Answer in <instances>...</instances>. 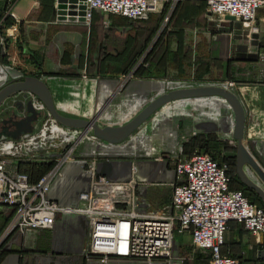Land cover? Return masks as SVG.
I'll use <instances>...</instances> for the list:
<instances>
[{
	"label": "crops",
	"instance_id": "crops-1",
	"mask_svg": "<svg viewBox=\"0 0 264 264\" xmlns=\"http://www.w3.org/2000/svg\"><path fill=\"white\" fill-rule=\"evenodd\" d=\"M55 2H0V90L26 78H36L46 86L60 116L93 120L98 127L104 128L125 125L161 95L177 90L219 87L217 82L222 77L228 82L236 78L235 70L220 71L222 69L211 65L208 72L206 65L196 71L176 69L168 72L167 33L162 35L160 42L156 38L157 24H163L168 17V9L162 8V2L156 12L134 21L93 11L89 22H58ZM159 13L162 14L159 19L152 16ZM210 22L214 24L210 29L215 33L203 35L204 38L196 35L192 40L206 41L210 57H222L234 68L238 64L250 65L252 72L246 76L250 74L260 79L236 83L235 96L245 120L256 122L255 136L263 148L264 8L256 12L253 24L256 32L238 27V22ZM141 53L147 54L140 65ZM259 53L262 55L257 60ZM147 72L149 74H145ZM224 86L225 83L220 87ZM221 100L202 97L172 101L160 107L124 141L109 144L94 137L92 132L84 137L83 131L80 133V130L59 124L43 107L38 111L37 121L31 123L30 131L11 137L16 131L14 123L26 116L27 102L35 107L40 105L31 94L16 93L0 107V157L8 162V174H26V166L46 167L55 163L57 152L52 154L50 150L60 148L63 141L60 136L63 135L66 144L80 136L82 141L75 145L74 155L62 166L50 186L49 199L67 206L73 198L88 190L94 178L118 183L134 181L138 210L165 214L171 202L176 162L188 159L198 149L204 152L202 143L208 137L229 134L233 138L234 114L230 113L229 117L228 111V117L221 121ZM13 152L17 154L9 156ZM38 174L33 170L30 178L35 181ZM11 212V209L0 208V226L10 218L6 227L9 225ZM66 230L73 241L72 248L59 251L55 239L58 232ZM42 239L40 232L20 234L13 231L0 242V264H76L77 258L72 255L82 254L84 244L88 243L89 227L80 216H59L48 255L42 251L46 249ZM186 246L191 247V252L181 254ZM173 249H178L181 255H174L173 250L167 262L157 260L150 264H209V255L197 250L187 233H174ZM261 251L264 252V235L250 234L235 222L229 224L221 249L223 256L239 257L242 264L253 261L264 264V258L259 256Z\"/></svg>",
	"mask_w": 264,
	"mask_h": 264
},
{
	"label": "built area",
	"instance_id": "built-area-1",
	"mask_svg": "<svg viewBox=\"0 0 264 264\" xmlns=\"http://www.w3.org/2000/svg\"><path fill=\"white\" fill-rule=\"evenodd\" d=\"M162 1L83 0L85 20L89 22L93 11L137 20L156 12ZM203 1L208 15L233 17L243 29L257 31L255 15L264 8V0ZM167 21L168 17L164 23ZM233 85L227 82L224 88L230 90ZM36 108L41 110L42 106ZM71 151L35 182L26 174H8V162L0 157V208L13 211L10 229L21 234L51 230L59 216H80L89 227L82 252L85 264L167 262L172 258L175 232L189 234L192 245L207 252L209 264H242L239 257L221 254L229 224L235 222L250 234L264 235V209L250 203L242 192L229 190L226 166L199 151L176 162L171 202L165 214L138 210L134 181L118 183L104 178L92 179L87 191L61 206L49 199L48 193Z\"/></svg>",
	"mask_w": 264,
	"mask_h": 264
},
{
	"label": "rangeland",
	"instance_id": "rangeland-1",
	"mask_svg": "<svg viewBox=\"0 0 264 264\" xmlns=\"http://www.w3.org/2000/svg\"><path fill=\"white\" fill-rule=\"evenodd\" d=\"M161 6L162 8L164 7L165 9H168V21L164 23L163 20V24L161 22H159V25L157 24L156 38L160 42V38L162 37V35L166 33L168 34V35L166 34V37H168V50L166 49L168 51V72L174 71L176 69H181L184 72L187 70L196 71L198 69L204 68L205 65H206L205 70L207 72L209 71L208 68L210 65L218 70L222 69L220 71L223 70L228 71V69H230L231 71L234 72L235 70L236 78H232L233 80L230 81L234 83V85L233 88L229 90L230 92H232L234 89V91L232 92L234 95L235 93H237V89H238V85L236 83H251L253 81H260V79L258 78H252L253 76L250 74L246 76V73L252 72V67L250 65L238 64L236 65L235 67L236 69H235L233 65L231 64L229 65L227 62H225V60L222 57L220 58L210 57V53H209L210 48L206 43V41L203 42L201 41L198 43L197 41L192 40L193 36L196 35H200V37L204 38L203 35L210 36L212 33H215V31L213 32V30L210 29L212 25L214 26V24H212L210 21L224 20V18H220L218 16L214 17L208 15L203 0H163ZM99 13H101L104 16H116V15L105 14L102 12ZM152 16H156V18L159 19L160 17H162V14L159 13V14H154ZM106 23L110 26L108 22ZM142 53H141V58L139 60L140 65L141 63H143L144 58L147 54V53L144 54ZM261 55L262 54L259 53L256 59L259 60L261 58ZM145 74H149V73L147 72ZM250 78L253 80H250ZM227 82L228 81L222 77L221 80H219V82L217 83H219L218 85L221 86ZM239 86L241 87V85ZM221 104H222L221 121L224 122L225 117H228V111H229V117H230V113L233 114V111L225 101L221 100ZM255 124L256 122L250 121V119L245 120L244 137L242 139V145L244 144L245 149L248 151V153L251 155V157L254 159V161L257 163L260 169L264 172V147L262 148L260 146V139L257 136H255L256 133L254 126ZM81 132L82 130H80V133ZM91 132L92 131H88L84 133V137L87 134L91 135ZM59 139L60 141L63 140L61 142L60 148L57 149L58 148L57 147L56 149L50 150L52 154L57 152L55 154L56 157L53 158L57 160L60 157H62L66 152L72 150L71 154L68 155V159H67L70 160L74 155L73 153H74L75 145H77L80 141H82L80 140V136L74 141H71L70 144L64 143L63 135L60 136ZM205 143L207 145L206 147L207 149L204 150V152L208 151V154H210L216 160H218L220 164L226 166V176L228 179L229 187L231 189H239L240 191L243 192L244 196L248 199L250 203H252L253 205L259 208L260 207L264 208V201L262 200V198L255 191L248 189L239 182V178L236 173V159H235L237 144L233 140L232 136H230L229 134L225 136L222 135L221 137L211 136L207 138ZM243 172L252 183H254L256 186H258L260 189L264 191V183L259 179V177L249 166L245 165L243 167ZM13 231L15 230L10 229L9 225L7 227L4 226L3 230L1 231L2 234L0 236V242H4L13 233ZM33 232L42 233L43 243L46 244V249L42 251L45 253L44 255H48V253H50L48 246L49 244H51L50 241H52L53 238L54 227L51 230H38ZM67 234H68L67 230L66 232H62V231L58 232V236L55 239V246L57 250L64 252L71 251V249L69 248H72L71 244L73 243V241L70 238V236H67ZM84 245H85L84 246L85 249L87 243H85ZM174 248H176V246H174ZM185 248L186 249H184V251L181 254H184L185 252L186 253L191 252V247L186 246ZM173 250L174 249L172 246V254H173ZM202 252H205L207 254L206 251H202ZM181 254L178 253V249L174 250V255L179 256ZM72 257L77 258L76 264H85L82 254L80 256L72 255ZM251 264H260V263L258 262L256 263L255 261H253L251 262Z\"/></svg>",
	"mask_w": 264,
	"mask_h": 264
},
{
	"label": "water",
	"instance_id": "water-1",
	"mask_svg": "<svg viewBox=\"0 0 264 264\" xmlns=\"http://www.w3.org/2000/svg\"><path fill=\"white\" fill-rule=\"evenodd\" d=\"M56 19L58 22H84L85 21V5L83 0H56ZM226 22H235L233 17H225ZM237 26L240 25L237 23ZM29 93L34 96L40 105L60 124L72 128L82 130L83 133L92 131L97 139L109 144H118L129 137L144 121H146L160 107L172 101L180 99L202 98V97H218L224 100L232 109L234 114V132L233 138L236 141V173L240 182L250 190L255 191L264 201V192L252 183L245 173L243 167L249 166L259 179L264 183V172L260 169L251 155L242 145L245 116L242 106L237 97L229 90L223 87H202L187 90H177L161 95L153 100L132 120L123 126L104 128L92 121L76 120L60 116L54 109L51 96L46 86L36 78H26L23 82L9 84L0 90V105L11 95L16 93ZM39 110L31 102H27L25 106L26 116L14 123L16 131L10 135L15 138L18 134L26 133L31 130V123L37 121ZM260 258H264V252H259Z\"/></svg>",
	"mask_w": 264,
	"mask_h": 264
},
{
	"label": "trees",
	"instance_id": "trees-1",
	"mask_svg": "<svg viewBox=\"0 0 264 264\" xmlns=\"http://www.w3.org/2000/svg\"><path fill=\"white\" fill-rule=\"evenodd\" d=\"M130 63H131V62H130ZM206 147H207V145H206L205 141H203V143H202V149L206 150V149H207ZM197 151L202 152V151H200V150H197ZM202 153H205L206 155L210 156L213 160H215V161H217V162L219 163L218 160H216L213 156H211L210 154H208V151H206V152H202ZM219 164H220V163H219ZM53 165H54V163H52V164H50L49 166H46V167H43V166H41V165H29V166H26V168H24L25 171H26V172H24V173H26V175H28L30 181L35 182V181L38 180L41 176H43L44 174H46V173H47V172L53 167ZM33 170L36 171L37 173H39V174H38V178H37L35 181L32 180V179L30 178V176H31V172H33ZM22 174H23V173H22ZM239 182H240V180H239ZM240 184H242V183L240 182ZM242 185H243V184H242ZM243 186H244V185H243ZM229 190H231V191H240L239 189H231L230 187H229ZM240 192H242V191H240ZM242 193H243V192H242ZM260 208H263V207H260ZM263 209H264V208H263ZM11 211H12V210H11ZM11 213H12V216H13V211H12ZM9 219H10V218H9ZM9 219L5 220L3 226H0V232L3 230V227L6 226V223L8 222Z\"/></svg>",
	"mask_w": 264,
	"mask_h": 264
},
{
	"label": "flooded vegetation",
	"instance_id": "flooded-vegetation-1",
	"mask_svg": "<svg viewBox=\"0 0 264 264\" xmlns=\"http://www.w3.org/2000/svg\"><path fill=\"white\" fill-rule=\"evenodd\" d=\"M4 130V129H3Z\"/></svg>",
	"mask_w": 264,
	"mask_h": 264
}]
</instances>
